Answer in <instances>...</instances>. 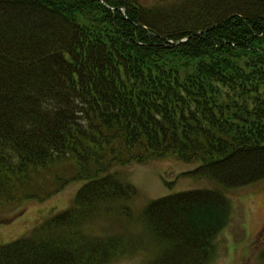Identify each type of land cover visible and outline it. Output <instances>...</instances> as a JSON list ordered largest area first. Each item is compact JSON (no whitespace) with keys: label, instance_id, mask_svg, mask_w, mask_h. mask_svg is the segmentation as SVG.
I'll return each instance as SVG.
<instances>
[{"label":"trees","instance_id":"16d2710c","mask_svg":"<svg viewBox=\"0 0 264 264\" xmlns=\"http://www.w3.org/2000/svg\"><path fill=\"white\" fill-rule=\"evenodd\" d=\"M164 157L215 187L134 217L136 188L112 168ZM262 179L264 0H0V208L85 181L74 206L1 244L0 264L144 249L145 264H209L233 214L223 188Z\"/></svg>","mask_w":264,"mask_h":264},{"label":"rangeland","instance_id":"374dc122","mask_svg":"<svg viewBox=\"0 0 264 264\" xmlns=\"http://www.w3.org/2000/svg\"><path fill=\"white\" fill-rule=\"evenodd\" d=\"M176 0H142L146 6L170 4ZM235 1V0H233ZM197 162H183L174 157L144 163L116 164L112 171L136 188L130 202L134 217L152 200L180 191L214 188L205 178L187 174ZM84 180L70 182L62 191L46 200L29 199L0 208V245L27 236L43 221L74 206ZM223 191L231 199L233 214L230 223L217 236V253L209 264H264V179ZM96 230L99 225H91ZM153 250H141L110 264H145Z\"/></svg>","mask_w":264,"mask_h":264},{"label":"water","instance_id":"95a60500","mask_svg":"<svg viewBox=\"0 0 264 264\" xmlns=\"http://www.w3.org/2000/svg\"><path fill=\"white\" fill-rule=\"evenodd\" d=\"M100 1H102L103 2V0H100ZM107 7H109V6H107ZM110 8V7H109ZM185 40H187V38L186 39H183L182 41H185Z\"/></svg>","mask_w":264,"mask_h":264}]
</instances>
